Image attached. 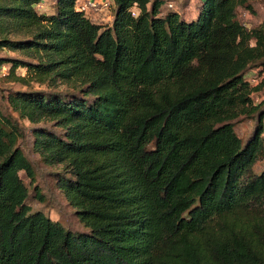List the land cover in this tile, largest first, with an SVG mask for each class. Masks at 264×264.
<instances>
[{
	"label": "trees",
	"instance_id": "trees-1",
	"mask_svg": "<svg viewBox=\"0 0 264 264\" xmlns=\"http://www.w3.org/2000/svg\"><path fill=\"white\" fill-rule=\"evenodd\" d=\"M42 1L0 0V81L22 86L6 99L81 228L31 207L0 112V264H264V29L236 17L254 0H196L191 18L112 0L110 24ZM254 113L243 141L234 121Z\"/></svg>",
	"mask_w": 264,
	"mask_h": 264
},
{
	"label": "rangeland",
	"instance_id": "rangeland-1",
	"mask_svg": "<svg viewBox=\"0 0 264 264\" xmlns=\"http://www.w3.org/2000/svg\"><path fill=\"white\" fill-rule=\"evenodd\" d=\"M83 0L77 1V3L82 2ZM53 0H43L40 5H38L39 10L46 9ZM252 10L245 8H238L236 11V17L239 22L247 29H253L261 27L264 29V1L254 0L251 2ZM175 10L180 13L182 16L187 18L194 17L197 11V1L196 0H169L163 6V12L167 10ZM87 16L93 21L102 24H110L113 18V6L109 9H94L90 10ZM1 54H7L11 56H18L17 52H2ZM21 57H23L21 55ZM3 71H6L3 70ZM18 74L26 75L24 68H19L17 70ZM251 79H254L253 83H257L259 77H257V71H250ZM30 85L35 89H43L41 86L37 85L34 82L29 80V77H26ZM22 88L18 83H10L5 81H0V112L5 116L11 117L17 122L22 136L18 140V146L22 149L24 155L32 164V167L35 172V182L33 185L29 186V195H30V205L35 210L38 209L42 211L46 216H49L52 220L59 221L65 229L68 228H81V225L74 213V209L69 206L67 200L64 197V194L59 190L56 184V180L52 175L51 171L57 169V167H51L45 164L32 149V135H31V124L26 120L18 118L17 114L10 107L6 95L8 89ZM64 88V87H60ZM264 101V87L253 94V105H257L260 102ZM264 108V105L261 109ZM258 113H254L249 117H240L234 121L235 126L234 130L236 134L245 141L250 134L253 132ZM264 137V130H263ZM261 163L256 165L258 169ZM22 177L26 182L29 180L23 174ZM36 187V191H41L42 197L36 198L33 190Z\"/></svg>",
	"mask_w": 264,
	"mask_h": 264
},
{
	"label": "built area",
	"instance_id": "built-area-1",
	"mask_svg": "<svg viewBox=\"0 0 264 264\" xmlns=\"http://www.w3.org/2000/svg\"><path fill=\"white\" fill-rule=\"evenodd\" d=\"M111 6H113L112 0H83L80 3L76 2V9L83 11L86 15L90 10L109 9ZM132 14L134 15L135 12L133 11ZM251 80L252 82L255 81L254 79Z\"/></svg>",
	"mask_w": 264,
	"mask_h": 264
}]
</instances>
